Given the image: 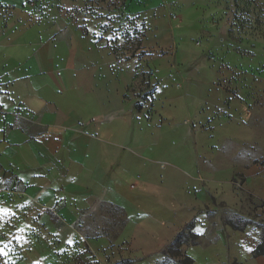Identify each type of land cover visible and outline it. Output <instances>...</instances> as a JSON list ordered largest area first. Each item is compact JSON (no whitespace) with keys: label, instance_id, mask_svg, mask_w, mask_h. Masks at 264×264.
<instances>
[{"label":"crops","instance_id":"obj_1","mask_svg":"<svg viewBox=\"0 0 264 264\" xmlns=\"http://www.w3.org/2000/svg\"><path fill=\"white\" fill-rule=\"evenodd\" d=\"M24 2L0 0V13ZM12 31L19 52L0 59V238L77 236L98 258L114 247L112 234L87 222L104 212L130 228L132 264H180L148 258L188 223L196 243L182 254L191 264H264L255 255L264 246V164L225 144L239 139L227 123L184 132L180 102L155 117L131 111L107 62L93 65L88 85H50L46 78L71 72H43L49 34L36 23Z\"/></svg>","mask_w":264,"mask_h":264},{"label":"rangeland","instance_id":"obj_2","mask_svg":"<svg viewBox=\"0 0 264 264\" xmlns=\"http://www.w3.org/2000/svg\"><path fill=\"white\" fill-rule=\"evenodd\" d=\"M0 18V59L19 52L12 28L36 23L49 34L43 72H71L46 78L50 85H88L93 65L107 62L131 111L155 117L161 106L173 111L180 102L174 117L182 114V131L211 132L225 122L239 137L225 144L264 164V0H25L22 9L3 8ZM178 143L169 138L171 147ZM99 216L87 223L101 224L114 247L98 258L81 237L13 233L0 238V264H132L130 228ZM181 235L148 259L185 264L180 246L192 238L185 227Z\"/></svg>","mask_w":264,"mask_h":264},{"label":"trees","instance_id":"obj_3","mask_svg":"<svg viewBox=\"0 0 264 264\" xmlns=\"http://www.w3.org/2000/svg\"><path fill=\"white\" fill-rule=\"evenodd\" d=\"M187 230H188V232H189V237L191 236V238H192V240L190 241V242H182V245L180 246L181 248V251H182V247H184L185 245H189V244H195L196 243V236L195 235H193V233L191 232V229H192V223H188V224H186L185 226H184ZM180 238H182V235H181V232H179L178 234H177V236L174 238V241H175V243L174 244H176V242H178V240H180ZM167 253H168V251L165 253L166 255H167ZM182 253V252H181ZM166 255H163L164 257H167ZM168 255H169V253H168ZM183 255V254H182ZM255 255H264V246H259V247H257V249L255 250ZM182 259L183 260H185L186 261V263L185 264H191V260L188 258V257H185L184 255L182 256ZM164 261H169L170 262V260H166V258L164 259ZM180 264H181V262H180Z\"/></svg>","mask_w":264,"mask_h":264},{"label":"snow or ice","instance_id":"obj_4","mask_svg":"<svg viewBox=\"0 0 264 264\" xmlns=\"http://www.w3.org/2000/svg\"><path fill=\"white\" fill-rule=\"evenodd\" d=\"M3 251H4V249H3V248H0V254H2V253H3Z\"/></svg>","mask_w":264,"mask_h":264}]
</instances>
